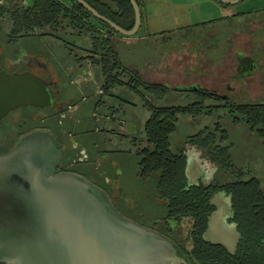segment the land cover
Segmentation results:
<instances>
[{"label": "trees", "instance_id": "16d2710c", "mask_svg": "<svg viewBox=\"0 0 264 264\" xmlns=\"http://www.w3.org/2000/svg\"><path fill=\"white\" fill-rule=\"evenodd\" d=\"M84 1L121 28L129 30L133 26L134 14L128 0ZM136 1L139 4V0ZM0 18L11 22L13 34L58 32L68 28L71 34L87 35L91 42L90 53L98 55L100 52L102 56L100 61L94 60L95 57L92 59L101 68L106 95L112 94L115 87H122L140 98L148 118L144 123L143 138L133 140L136 173L142 180L156 178V196L164 203L162 219L168 231L169 220L176 223L186 218L191 220V249H182L190 264H264V188L256 177L244 174L232 163L227 131L216 122L212 127H204L187 136L176 151L170 149V137L177 129L180 115L208 116L219 109H226L231 123L243 124L264 148V101L237 103L228 95L201 88L182 91L143 80L126 67L116 54V48L112 47V38L123 36L95 19L74 0H0ZM170 91L188 92L193 101L185 105L156 103ZM121 95L119 99L126 102L124 93ZM94 121L90 122L91 128L96 126ZM185 145L201 150L216 167L210 183H188ZM226 175L231 179L222 180ZM218 192L225 193L230 199L231 216L228 220L234 223L238 234L234 252L205 239L209 216L215 209L212 198Z\"/></svg>", "mask_w": 264, "mask_h": 264}, {"label": "water", "instance_id": "95a60500", "mask_svg": "<svg viewBox=\"0 0 264 264\" xmlns=\"http://www.w3.org/2000/svg\"><path fill=\"white\" fill-rule=\"evenodd\" d=\"M74 1L123 37L135 36L141 26L136 0H128L134 14L129 30L84 0ZM237 60L240 74L257 66L250 57ZM175 88L198 91L200 86ZM52 105L43 80L0 71V118L18 107ZM62 157V147L46 130L26 133L0 154V263L187 264L164 236L122 216L102 189L79 175L58 173Z\"/></svg>", "mask_w": 264, "mask_h": 264}, {"label": "rangeland", "instance_id": "374dc122", "mask_svg": "<svg viewBox=\"0 0 264 264\" xmlns=\"http://www.w3.org/2000/svg\"><path fill=\"white\" fill-rule=\"evenodd\" d=\"M250 22L252 20L239 25L230 23L227 25L203 26L190 30L185 29L168 35L164 40L160 39L152 42L154 44L140 43L138 46H132L128 49L119 46L117 50L124 63L134 61L139 66H142L144 62L150 59L157 62L162 61L163 65L161 66L162 68L166 67V70L162 69L163 71L159 72V75L162 76L167 73L168 77L166 79L170 81V84H168L170 88L174 86L200 85L204 90L213 91L220 95L226 94L237 103L260 102L264 101V94H262L264 91L261 92L253 88L248 91L241 90L237 83L240 78H238V73L236 72V52H252L255 60L264 57V52H261V48L264 46V31L260 29L259 21L248 26ZM66 31L70 32L69 29ZM231 38H233L232 42L230 41ZM235 43L238 46L236 49L233 48ZM42 44L44 47L45 44ZM234 51L235 53H233ZM73 52L77 53L76 50H73ZM227 52H230L231 55L226 57ZM58 55L61 62L68 64L64 53L59 52ZM224 57L226 58L224 59ZM255 63L257 62L255 61ZM218 66L219 68L216 69L215 67ZM179 81L182 83L177 84ZM213 89H217V91ZM130 99L133 102L137 101V105L136 107L124 106V118L128 119V127L130 126V129L127 127V130L129 129V132L137 139H141L144 136V123L148 118V112L143 108L137 95L132 93ZM191 101H193V96L188 92L176 93L170 91L163 100L156 103L160 105H185ZM92 102L93 100L91 99L88 106H81L82 114L76 109V111L72 112L73 116L69 118L67 115H64V117H52L53 113L49 110L41 112L42 124L45 130L53 136L64 140L63 143H59L63 149V161L64 159L75 161L82 156V152L79 151H82L85 147L89 148V142L92 137L88 138L80 135L91 128L92 117L87 113V109L92 107ZM207 102L212 103V101ZM23 113L29 112L24 110ZM103 114L104 110L99 112L98 117H103ZM34 118L36 116H33V123H35ZM216 122H219L227 131L228 142L231 145L229 152L234 166L242 169L244 174L248 173L256 177L261 187L264 188V148H262L260 140L255 135H252L243 124L233 125L231 123L226 109L216 110L208 116L191 117L180 115L177 129L170 137V149L176 151L182 147L187 136L197 133L204 127H212ZM28 126L30 130L35 125ZM100 126L105 131V128L110 129L113 127V124H110V122L106 123V120H103V124ZM127 130L124 131L127 132ZM105 137L108 140L109 136L105 135ZM15 140L11 137L0 138V151L9 148ZM113 140L116 139L113 138ZM131 144L125 141L119 143L118 141L117 149L101 157L102 165H95V172L98 176L101 174L102 180H87L107 194L122 216L146 227L154 226L152 221L157 220L155 232L168 239L173 246L174 243H180V247L188 248V244L183 242V234H189V226L186 221L180 227H174V223H170L171 226L168 224L170 229L173 230L171 234H167L168 230L164 221L159 219V217L164 215L165 208L162 200L156 196V178L151 177L147 180H142L137 177V157ZM3 147L5 149H2ZM186 147L189 148L190 146L187 145ZM102 148L103 150L112 148V145L106 144ZM197 151L206 163V170L212 168L213 165H207L209 162L206 155L201 150ZM229 179L231 177L226 175L223 176L222 180ZM214 198V202L217 205L215 217H221L224 220L225 215L229 213L228 197L225 193H219ZM181 226H184L182 231ZM209 226L204 235L206 240L213 243H220L219 241L223 239L229 240L232 235L237 234L235 225L227 219L222 225L224 229L222 227L221 229L217 224H212L210 228ZM227 245L232 251L233 247L230 244ZM175 250L176 254L181 255L180 250Z\"/></svg>", "mask_w": 264, "mask_h": 264}, {"label": "flooded vegetation", "instance_id": "af4514ba", "mask_svg": "<svg viewBox=\"0 0 264 264\" xmlns=\"http://www.w3.org/2000/svg\"><path fill=\"white\" fill-rule=\"evenodd\" d=\"M67 29L68 28H66L63 31L59 30L58 32L37 31L36 33L30 35L13 34L11 22L6 18H0V71L9 75L31 74L38 77L39 79L43 80L46 83L47 89L52 96V102H53L52 106H48L46 108H38L32 106L18 107L9 111L5 116L1 117L0 138L11 137L16 140L9 148H7L4 151H0V154L7 153L14 146L17 140L26 133H29L33 130H45L44 125L42 124L43 120H42L41 112L49 110L53 113L52 117L54 116L64 117V115L65 116L67 115V117L69 118L72 116V112L76 111V109L80 111L79 113L82 114L83 111H81V106L83 105L88 106L90 100L92 99L93 100L92 106H95V108L93 109L89 107L90 109H87V113L89 114V116L92 117V118L90 117L91 121L95 120L94 122L96 123V126L94 128L88 129V131L85 130V133L81 134L80 136L93 138L90 139L89 148L87 147L86 151L87 149L93 151L94 158L96 159L91 160L92 158H90L86 153L79 151L82 152L81 154L83 157L80 156V158H78L75 161L74 160L67 161L65 159L63 161L62 158L57 166V172L79 175L90 181L96 179L102 180L101 174L98 176V174L95 172L96 170L95 165L97 166L102 165L97 161V159L101 158L103 155H106L107 153H110L112 150L117 149L116 146L118 145V141L119 143H121L122 141L129 142V144L132 143L131 145H133L134 147L133 140L136 137L133 136L131 132H129L130 127H128V122H127L128 119L124 121L126 124V128H124L123 131H121L122 120L125 116V111L123 109L124 106L128 107L131 105L130 96L132 92L122 87H115L113 89V93L107 96L103 90V87H105V80L101 74L100 71L101 68L99 65H95L94 62V60L100 61L102 59L100 52L98 53V55H92L90 53L91 52L90 38L85 34L82 35L71 34V32L66 31ZM116 38H118V36H114L112 38L113 48H115L114 42ZM42 43L45 44L44 47ZM73 50H76L77 53H74ZM59 52L64 53V56H66V59L68 60V64H65L64 62L60 61L58 55ZM238 56L236 57V61H237L236 72L238 73V78L241 79L245 77L246 74H240V72H238L237 70ZM92 57H95V59L93 60ZM123 93H124V97L126 98L125 99L126 102L122 101V99H119V95L122 96L121 94ZM108 109L111 110L112 112L108 111ZM24 110L29 113H23ZM103 110H104V114L102 115L103 117L101 118H103V120L107 119V121L110 122V124H113V127H111L110 129L105 128V131L102 130L100 126L101 124H103V120H101V118L98 117L99 112ZM33 116H36V118H34L35 123L32 122ZM37 117L39 118L38 120ZM32 124H34L35 126L29 130L28 125H32ZM127 127L129 128L128 130ZM124 130H127V132ZM105 135L109 136L108 140L106 139ZM54 137L58 143L64 142L63 139L61 138L59 139L57 136ZM113 138H115L117 142L116 140H113ZM106 144L112 145V148H107V149L105 148L103 150L102 147L105 146ZM186 146L187 145H185V154L187 152ZM2 149H5V147H3ZM186 164H187V154H186ZM209 164L213 165L210 162ZM212 167H213V173L212 171H210V169L205 170L203 175L200 176L198 180H196L195 182H189L187 180L188 183L189 184H195L197 182H201L203 184L210 183L213 180L214 175L216 173V167L214 165ZM219 193H223V192H218L217 194H215L216 197ZM214 196L212 198V203L215 206V209L210 214L209 220L210 217L217 210V205L215 204L216 202L213 201ZM227 197L229 201V213H230L229 216L227 217L228 220L231 216V209H230L229 196ZM159 219H162V217H159ZM209 220H208V225H209ZM184 221L187 222L190 233L191 220L189 218L183 219L180 223H176L169 220L168 224L171 226L170 223H174L175 225L174 227H180V225ZM152 222L154 226L151 225L152 228L151 227H147V228L151 230L153 229L154 231V229L156 228L155 225L157 223V220L156 221L153 220ZM183 227L184 226H181V231ZM172 230L170 229V231H168L167 234H171ZM237 240H238V236H237ZM183 242L188 244V248L180 247V243L177 244L174 243V247L175 249L180 250L181 252V255L177 254V256L183 259L187 264H190L187 260L186 255L182 252V249H185L187 251L191 249L189 234L188 235L183 234ZM220 244H222L230 252H234L235 250L233 249L231 251L223 243Z\"/></svg>", "mask_w": 264, "mask_h": 264}, {"label": "crops", "instance_id": "0c3cea01", "mask_svg": "<svg viewBox=\"0 0 264 264\" xmlns=\"http://www.w3.org/2000/svg\"><path fill=\"white\" fill-rule=\"evenodd\" d=\"M139 4L141 12V26L138 30L139 34L126 38L120 37L114 42L120 59V53L117 50V47L119 46L128 49L132 46H138L140 43L154 44L152 42H156L160 39L164 40V38L168 35L185 29L190 30L203 26L218 24L227 25L230 23L239 25L244 24L248 20H252V22L248 23V26H251L253 23L255 24L259 21L260 29L264 31V0H241L235 5L223 4L218 0H139ZM230 41L232 42L233 38H231ZM237 47L238 46L235 43L233 48L236 49ZM261 52H264V46H262ZM233 53H235V51ZM226 54V57L231 55L230 52H227ZM236 55L250 57L254 62H257V66L250 74L239 79V82H237L239 84V88L246 91L250 88L261 92L264 91V57H260L258 60H255L254 53L252 52H236ZM236 55L235 58L237 57ZM226 57H224V59ZM124 64L145 81L167 85L170 84V81L166 79L168 77L167 73L162 76L159 75V72L166 70V67L162 68L161 66L163 65L162 61L157 62L150 59L144 62L142 66H139L134 61ZM215 68L217 69L219 66ZM181 83L182 82L179 81L177 84ZM213 90L217 91V89ZM130 102V107H136L137 101L133 102L131 100ZM125 120L126 118H123L122 120V130L126 128V124L124 122ZM106 123H108L107 119ZM86 148L87 147L83 148L82 152L92 158L91 160H95L96 158H94L93 151L88 149L86 151ZM186 149L187 180L189 182H195L207 169L206 163L202 160L200 153H198L195 147L190 146L189 148L186 147ZM97 161L102 164L101 158H98ZM207 165L211 166L210 164ZM210 171L213 173V167L210 168ZM229 214L230 213L225 215L224 220H222L221 217H215L214 213L210 217L209 228L212 224H217L220 228H223L222 225H224V221L227 219ZM237 236V234H234L229 240L223 239L219 242L223 243L226 247L229 246L227 244H230V246L235 248Z\"/></svg>", "mask_w": 264, "mask_h": 264}]
</instances>
